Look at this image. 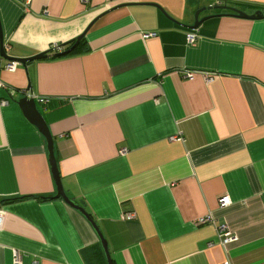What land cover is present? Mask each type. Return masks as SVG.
Masks as SVG:
<instances>
[{
    "label": "crops",
    "instance_id": "obj_1",
    "mask_svg": "<svg viewBox=\"0 0 264 264\" xmlns=\"http://www.w3.org/2000/svg\"><path fill=\"white\" fill-rule=\"evenodd\" d=\"M84 31L81 51L13 71L0 54V264H107L89 221L53 197L20 89L49 99L34 98L63 191L111 264H264V0H0L7 56Z\"/></svg>",
    "mask_w": 264,
    "mask_h": 264
},
{
    "label": "water",
    "instance_id": "obj_2",
    "mask_svg": "<svg viewBox=\"0 0 264 264\" xmlns=\"http://www.w3.org/2000/svg\"><path fill=\"white\" fill-rule=\"evenodd\" d=\"M214 8H220V9H230L232 11H234L238 16H242V17H247L248 15L243 12L242 10L233 8V7H229L226 5H218V6H209L208 9H214ZM204 10L203 8L201 9H197L194 13V22L192 25H182L185 27H188L189 29H195L199 26V24L208 16L205 17H201L199 18V14L200 12ZM252 18H258L263 16V14L261 13V11H256L254 12L252 15H250ZM86 31H84L83 33H81L80 35H78L77 37L74 38V43L72 44L71 47L65 49L64 51H61L59 53H56V55L60 56V55H64L69 53L73 47L75 45H77L79 43V41L83 38L84 34ZM0 54L2 57H4L7 60H12L15 61L17 63L20 64H25L27 62L33 61V60H39V59H44L46 57H48V54L46 52H42V53H38L36 55L30 56V57H24V58H18V57H10L7 56L4 52L3 49V44H2V36L0 34ZM25 89H20V93L22 94L21 91H24ZM17 103L24 108L26 115L28 116L29 120L36 125V127L38 128V130L44 135L45 140H46V151H47V155H48V160H49V164H50V169L55 181V186H56V193L53 195L54 198H58L60 197L62 200H64L67 204H69L70 206H72L74 209H76L77 211H79L82 215H84V217L89 221V223L91 224L92 228L94 229V231L96 232V234L99 237L100 243L102 245V248L104 250L105 253V257H106V261L107 264H111V260H110V256L108 253V249H107V245H106V241L104 239V237L102 236L98 225L96 224V222L92 219L91 214L87 212V210L79 205L78 203H76L74 200L70 199L67 197V195L64 193L63 188H62V184L60 181V176H59V172L57 169V164H56V160L54 158V146H53V139L52 136L50 135L48 128L44 122V119L40 113V111L38 110L37 106H36V102L33 98L27 97L25 94H23V96L21 98H19L17 100Z\"/></svg>",
    "mask_w": 264,
    "mask_h": 264
},
{
    "label": "built area",
    "instance_id": "obj_3",
    "mask_svg": "<svg viewBox=\"0 0 264 264\" xmlns=\"http://www.w3.org/2000/svg\"><path fill=\"white\" fill-rule=\"evenodd\" d=\"M29 1V0H27ZM195 29H190L185 37H186V42L187 43H194L197 39V34L194 32ZM146 34H149V33H146ZM151 34V33H150ZM52 47H57V45H54ZM58 48V47H57ZM17 66V62L15 61H12V60H6V62L4 63V68L8 71H13ZM22 94H25L27 97H30V98H37L40 102H48V98L46 97H39V96H36L34 95L33 93H30L28 92L27 90H24V91H21ZM125 148H121V153H124L125 152ZM231 200L229 198L228 195H223L221 197H219L218 199V204L220 207H225L227 206L228 204H230ZM126 216V217H125ZM124 217L126 219H130V218H133L134 217V214L133 212H127L124 214ZM211 220V218H209L208 216L207 217H202L200 219H198V222L199 223H203V222H209ZM219 237H220V241H221V244L222 245H227L229 242L231 241H234L236 240V236L235 235H232L229 231L226 230V227L225 226H222L219 228ZM14 263L15 264H20L21 263V256H16L15 259H14ZM221 264H227V263H221Z\"/></svg>",
    "mask_w": 264,
    "mask_h": 264
},
{
    "label": "trees",
    "instance_id": "obj_4",
    "mask_svg": "<svg viewBox=\"0 0 264 264\" xmlns=\"http://www.w3.org/2000/svg\"><path fill=\"white\" fill-rule=\"evenodd\" d=\"M73 43H74V39H71V40H69L67 42H64V43H60V44L57 45L58 48L57 47H55V48L54 47H50L46 51V53L48 54L49 57L58 56V55H56V53H59L61 51H64L65 49L71 47ZM84 44H85L84 43V39L82 38L79 41V43L73 47V49L70 52L81 51L83 49Z\"/></svg>",
    "mask_w": 264,
    "mask_h": 264
}]
</instances>
